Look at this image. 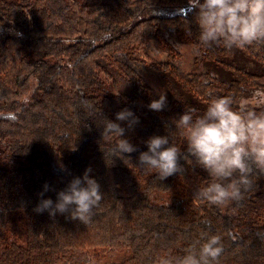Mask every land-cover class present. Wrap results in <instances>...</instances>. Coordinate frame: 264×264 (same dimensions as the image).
Returning a JSON list of instances; mask_svg holds the SVG:
<instances>
[{
	"label": "trees",
	"instance_id": "16d2710c",
	"mask_svg": "<svg viewBox=\"0 0 264 264\" xmlns=\"http://www.w3.org/2000/svg\"><path fill=\"white\" fill-rule=\"evenodd\" d=\"M194 15L188 0H0V264H159L211 235L219 264H264V173L223 207L195 198L212 178L190 162L164 180L138 169L152 136L185 150L184 110L264 87V46H203ZM123 109L137 150L110 159L104 119L126 127ZM89 168L103 194L90 223L34 211Z\"/></svg>",
	"mask_w": 264,
	"mask_h": 264
},
{
	"label": "clouds",
	"instance_id": "9594fccd",
	"mask_svg": "<svg viewBox=\"0 0 264 264\" xmlns=\"http://www.w3.org/2000/svg\"><path fill=\"white\" fill-rule=\"evenodd\" d=\"M194 10V22L203 46L222 43L227 49H246L264 46V0H188ZM191 35V32H188ZM166 94L148 104L154 112L164 110ZM115 120L104 119L103 135L118 137L109 150V158L124 159V154L135 152L136 147L124 136L139 119L128 109L116 113ZM173 127L182 130L186 148L182 152L170 141V133L152 136L145 141L147 151L138 157L139 170L155 174L164 180L186 172L185 162L202 169L211 182L197 190L195 198L212 205L228 207L238 204L243 193L252 187L255 173H264V87H257L234 107L231 96L213 97L200 115L195 109L184 110ZM183 160L184 165L180 161ZM91 169L83 176L73 177L67 186L52 199H40L34 211H45L50 217L67 214L69 219L87 225L94 210L103 200L98 182L89 178ZM47 184L38 195L49 191ZM235 211V209H233ZM223 246L216 235L206 236L203 242L193 243L186 254L175 259L163 258L159 264H219Z\"/></svg>",
	"mask_w": 264,
	"mask_h": 264
},
{
	"label": "water",
	"instance_id": "95a60500",
	"mask_svg": "<svg viewBox=\"0 0 264 264\" xmlns=\"http://www.w3.org/2000/svg\"><path fill=\"white\" fill-rule=\"evenodd\" d=\"M187 10H188V8H185V9H183V11H180L178 14H184Z\"/></svg>",
	"mask_w": 264,
	"mask_h": 264
},
{
	"label": "rangeland",
	"instance_id": "374dc122",
	"mask_svg": "<svg viewBox=\"0 0 264 264\" xmlns=\"http://www.w3.org/2000/svg\"><path fill=\"white\" fill-rule=\"evenodd\" d=\"M182 52H184V50H181Z\"/></svg>",
	"mask_w": 264,
	"mask_h": 264
}]
</instances>
